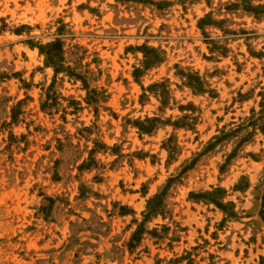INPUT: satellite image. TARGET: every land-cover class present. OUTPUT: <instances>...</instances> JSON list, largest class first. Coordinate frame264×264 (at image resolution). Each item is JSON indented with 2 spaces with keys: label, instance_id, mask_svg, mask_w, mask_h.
Listing matches in <instances>:
<instances>
[{
  "label": "rangeland",
  "instance_id": "374dc122",
  "mask_svg": "<svg viewBox=\"0 0 264 264\" xmlns=\"http://www.w3.org/2000/svg\"><path fill=\"white\" fill-rule=\"evenodd\" d=\"M0 264H264V0H0Z\"/></svg>",
  "mask_w": 264,
  "mask_h": 264
}]
</instances>
